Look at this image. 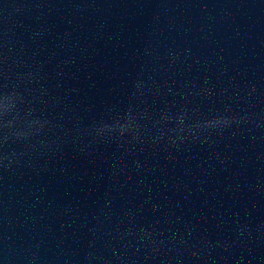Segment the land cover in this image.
Listing matches in <instances>:
<instances>
[{"label": "water", "instance_id": "water-1", "mask_svg": "<svg viewBox=\"0 0 264 264\" xmlns=\"http://www.w3.org/2000/svg\"><path fill=\"white\" fill-rule=\"evenodd\" d=\"M0 264H264V0H0Z\"/></svg>", "mask_w": 264, "mask_h": 264}]
</instances>
